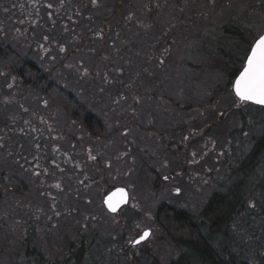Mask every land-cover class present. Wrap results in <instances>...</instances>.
I'll return each mask as SVG.
<instances>
[{"label": "rangeland", "instance_id": "374dc122", "mask_svg": "<svg viewBox=\"0 0 264 264\" xmlns=\"http://www.w3.org/2000/svg\"><path fill=\"white\" fill-rule=\"evenodd\" d=\"M72 1L0 0V43L53 82L46 94L15 83L18 65L0 58V264H22L33 248L62 261L83 242L84 264L182 257L200 264L191 249L182 253L157 212L163 205L188 211L211 235L206 204L238 187L233 172L264 136V108L238 104L226 74L205 68L215 52H202L230 50L214 34L232 17L262 34L264 0H126L119 12L130 15L129 34L119 37L121 49L114 41L107 50L98 39L75 45L73 29L61 31L60 16L51 13ZM118 1L90 0L95 9L82 11L90 19L78 27L94 29ZM67 93L103 122L102 136L90 135L63 107ZM145 166L161 179L151 189L141 182ZM117 187L130 201L113 216L103 199ZM252 188L245 202L250 197L255 207L245 204L233 216L227 239L241 259L264 264V178ZM146 230L149 240L134 246Z\"/></svg>", "mask_w": 264, "mask_h": 264}, {"label": "trees", "instance_id": "16d2710c", "mask_svg": "<svg viewBox=\"0 0 264 264\" xmlns=\"http://www.w3.org/2000/svg\"><path fill=\"white\" fill-rule=\"evenodd\" d=\"M72 2L71 5L59 8L57 11L59 13H51V17L53 18L60 16L61 19L59 22L63 33L72 30L70 18L80 15V18H78L79 21H82V19L87 21L90 18L81 14L82 11L85 8L89 10L95 9V6H91L90 0H74ZM123 2L126 3V0H119L115 9L103 17L100 25H97L94 29L90 26L92 30L89 32V36L92 42L94 39H98L102 44L107 43L108 47L111 48L114 41H116L119 49H121L124 42L120 43L119 37L125 40L124 36L129 34L128 28L131 22L130 15H121L119 12L124 7ZM157 5L160 6V3H157ZM75 18H77V16ZM250 23L252 22L248 19L237 20L232 17L229 23L222 26L217 34H214L215 41H222L223 44H221V46L228 47L230 50L213 52L202 51L203 53L215 52V55H211L210 57L211 62L209 61L211 69L207 65L205 68H207L209 72H221L226 74L228 86L230 87L243 66L250 43L257 37L254 34L253 25L251 26ZM107 34L108 37L106 40ZM208 47L209 46H207V48ZM57 49L59 50V47H57ZM124 49L127 50L125 47ZM117 53H119V51L114 50V54ZM236 54L243 57V60H237L235 58V56H237ZM218 55H220V57ZM0 58L11 60L15 65H18L19 68L14 71L16 78H13V82L34 87L36 88L35 91L42 94L48 93L50 88L53 87V82H51L52 80L48 73L46 74L45 71H42L37 65L27 62L24 58L22 59L18 53L11 51L9 47L2 45V43H0ZM61 101L63 102H61L63 107L85 127L90 135L97 137L104 134L105 128L103 122L97 116L89 112L76 96L74 97L73 94L67 93V96L61 99ZM0 135H2L1 132ZM145 169V171H140L141 182L145 187L151 189L150 186H153L156 182H160L161 179L158 173L153 169L148 166H145ZM238 169V171L232 174V176L235 175L241 178L238 187L236 186V188L232 189L228 188L225 192L215 193L209 199L202 212V216L211 229L212 236L204 234L202 225L199 224L188 211L178 210L167 205H163L158 209V220L162 226L169 231V236L180 245L182 253L191 249L198 254L200 257V264H252L248 260L240 258L241 255L236 252V246L233 240L227 239L228 234L226 230L233 216L239 210L245 208V204L249 205L252 201L249 197V201L247 203L245 202L249 192L253 190L252 186L256 185V182L258 183L260 179L264 178V136L255 143L252 153ZM3 175H5V173H3ZM10 180L12 183L15 182L17 190L23 191L24 193L26 192L25 186L17 183L16 178L14 179V177H12ZM113 189L114 188H109L105 192V195ZM248 208L253 209L254 207L249 205ZM257 209H261V204L256 207V211ZM2 215L6 216L4 213L0 214V222H2ZM10 224H12L11 221ZM13 229L14 225L12 224L9 226L8 230L13 233ZM216 236L218 237L216 238ZM219 239L221 242H218ZM84 246L85 243L83 242L82 248L76 251L74 248L69 249L65 253L62 261L55 260L53 262L44 259L42 254L36 251V249H29L24 255L22 264H84ZM184 262L185 260L182 257L173 261L171 264H184Z\"/></svg>", "mask_w": 264, "mask_h": 264}, {"label": "snow or ice", "instance_id": "6c2138e0", "mask_svg": "<svg viewBox=\"0 0 264 264\" xmlns=\"http://www.w3.org/2000/svg\"><path fill=\"white\" fill-rule=\"evenodd\" d=\"M234 91L242 103L254 104L264 108V35H261L250 48L244 69L235 81ZM127 201L128 195L121 189L119 199H114L113 196H109L105 200V204L109 211L116 213L120 206L126 204ZM252 207H255V205H252ZM150 236L151 233L145 231L139 239L133 241V244L140 245L148 240Z\"/></svg>", "mask_w": 264, "mask_h": 264}, {"label": "flooded vegetation", "instance_id": "af4514ba", "mask_svg": "<svg viewBox=\"0 0 264 264\" xmlns=\"http://www.w3.org/2000/svg\"><path fill=\"white\" fill-rule=\"evenodd\" d=\"M74 1V0H73ZM84 1V0H83ZM73 3V2H72ZM77 16V18H75ZM75 17H73V18H70V22L72 23V29H73V32H74V35L72 34V36H71V40H72V42L75 44V45H83V44H85V43H89V44H94V42H92L91 40H90V34H89V32L92 30L91 29V27H87L86 29H81L80 27H81V25L80 24H78V22H79V20H78V18H80V15H76ZM80 26V27H78V25ZM264 34V32L262 33V34H260L259 36H257L255 39H253L252 41H253V43L252 44H250V47L248 48V53H249V51H250V48L255 44V42H256V40L261 36V35H263ZM107 37H108V34H107V36H106V40H107ZM103 45V49L104 50H107L109 47H108V44L107 43H105V44H102ZM247 53V54H248ZM247 57V56H246ZM245 61H246V59H245ZM245 61H244V63H243V66L245 65ZM243 69V68H242ZM241 69V70H242ZM240 72L241 71H239V73L237 74V76L236 77H238L239 76V74H240ZM237 103L238 104H240L241 106H253V107H257V108H260L259 106H256V105H254V104H244V103H242L241 101H239V100H237ZM119 188V187H118ZM113 190H115V188L113 189Z\"/></svg>", "mask_w": 264, "mask_h": 264}, {"label": "water", "instance_id": "95a60500", "mask_svg": "<svg viewBox=\"0 0 264 264\" xmlns=\"http://www.w3.org/2000/svg\"><path fill=\"white\" fill-rule=\"evenodd\" d=\"M243 71V70H242ZM240 75V74H239ZM239 78V76L236 78V80ZM235 80V81H236ZM234 85H235V82H234ZM234 85H233V91H234ZM234 94H235V91H234ZM236 96V95H235ZM237 97V96H236ZM238 98V97H237ZM239 99V98H238ZM121 189H123L126 193H127V195H128V201H127V203L126 204H122L121 206H120V208H119V210L116 212V213H112L111 211H109V209L107 208V205L105 204V200L109 197V196H113L114 197V199H119V192H120V190ZM128 202H129V193H128V191L126 190V189H124V188H117V189H115V190H113V191H111L109 194H107L105 197H104V200H103V204H104V207H105V209L107 210V212L109 213V214H111V215H115V214H117L123 207H125V206H127V204H128ZM146 231H149L150 233H151V231L150 230H146ZM145 232V231H144ZM143 234V233H142ZM142 236V235H141ZM140 236V237H141ZM139 237V238H140ZM139 238H137V239H139ZM136 239V240H137ZM147 241V240H146ZM146 241H144L143 243H145ZM142 243V244H143ZM134 245V244H133ZM134 246H138V245H134Z\"/></svg>", "mask_w": 264, "mask_h": 264}]
</instances>
